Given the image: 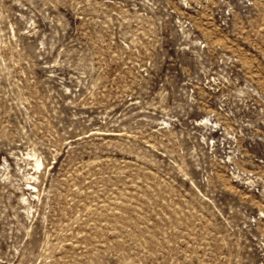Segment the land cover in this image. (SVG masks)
Returning <instances> with one entry per match:
<instances>
[{
	"label": "rangeland",
	"instance_id": "1",
	"mask_svg": "<svg viewBox=\"0 0 264 264\" xmlns=\"http://www.w3.org/2000/svg\"><path fill=\"white\" fill-rule=\"evenodd\" d=\"M0 264H264V0H0Z\"/></svg>",
	"mask_w": 264,
	"mask_h": 264
}]
</instances>
